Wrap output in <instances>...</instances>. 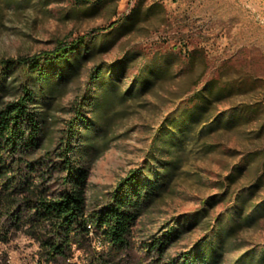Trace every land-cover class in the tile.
<instances>
[{
  "label": "rangeland",
  "instance_id": "obj_1",
  "mask_svg": "<svg viewBox=\"0 0 264 264\" xmlns=\"http://www.w3.org/2000/svg\"><path fill=\"white\" fill-rule=\"evenodd\" d=\"M119 21L115 30L91 38L52 81L51 95L41 97L48 126L42 147L57 146L75 106L86 102L91 71L102 66L79 144L90 170L92 211L149 159L160 127L181 104L210 81L230 86L229 98L157 152L169 168L168 185L132 228L130 250L112 254L95 239L74 258L78 264H171L207 235L238 195L249 196L248 187L258 185L249 204L264 201V0H0V59L50 52ZM220 114L222 123L212 125ZM210 198L216 203L208 216L188 225L164 258L147 249ZM259 214L257 223L227 240L219 264L264 246V207ZM39 250L18 233L0 244V264H38Z\"/></svg>",
  "mask_w": 264,
  "mask_h": 264
},
{
  "label": "trees",
  "instance_id": "obj_2",
  "mask_svg": "<svg viewBox=\"0 0 264 264\" xmlns=\"http://www.w3.org/2000/svg\"><path fill=\"white\" fill-rule=\"evenodd\" d=\"M119 24L97 28L73 42H61L50 52L0 59V244L9 243L18 233L26 235L39 244L38 264H78L75 251L95 239L112 254L130 250L132 228L168 185L169 168L157 152L172 141L178 142L190 124L204 119L214 103L232 94L230 86L210 81L181 104L160 127L144 165L130 171L100 208L89 211L86 192L90 170L79 144L86 137L90 123L86 107L103 78L102 66L91 71L86 102L75 106L57 146L46 150L42 146L48 126L40 100L51 95L52 81L62 76L64 67L91 38H100ZM221 123L222 114L212 125ZM257 186L245 190L249 196L245 192L238 195L215 219L207 235L170 263L219 264L227 240L260 218L259 207H264V201L249 204ZM215 203L213 198L205 200L198 211L168 227L147 249L164 258L188 225H197ZM102 260L95 264H102ZM234 264H264V246L244 253Z\"/></svg>",
  "mask_w": 264,
  "mask_h": 264
}]
</instances>
